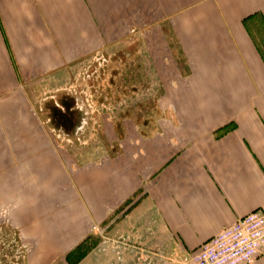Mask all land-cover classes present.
Wrapping results in <instances>:
<instances>
[{
	"label": "crops",
	"instance_id": "crops-1",
	"mask_svg": "<svg viewBox=\"0 0 264 264\" xmlns=\"http://www.w3.org/2000/svg\"><path fill=\"white\" fill-rule=\"evenodd\" d=\"M132 46L161 84V111L182 120L164 138L75 164L25 122L26 83ZM0 194L64 200L48 257L65 264L95 236L78 264H190L239 217L264 214V0H0ZM240 264H264V244Z\"/></svg>",
	"mask_w": 264,
	"mask_h": 264
},
{
	"label": "rangeland",
	"instance_id": "rangeland-1",
	"mask_svg": "<svg viewBox=\"0 0 264 264\" xmlns=\"http://www.w3.org/2000/svg\"><path fill=\"white\" fill-rule=\"evenodd\" d=\"M149 37L137 36L135 43L147 38L149 42ZM132 48L90 51L87 57L75 60L72 68L60 69L57 80L26 83L25 122H41L49 138L56 141L58 153L75 164L103 161L122 146L142 139L164 138V123L181 118L161 111L162 102L154 93L160 92L161 84L151 76L138 49ZM60 89L75 95L81 111L79 128L72 134L55 129L49 119L47 105L59 101L64 93L55 91ZM46 197L0 194V264H65L61 256L48 257L58 251L57 239L63 238L58 232L66 228L65 220L55 216L64 200L59 205L41 201ZM41 206L46 208L41 210ZM99 230L92 228L95 235ZM98 240L95 236L84 246L78 245L69 264L80 263L81 254L97 251ZM90 262L96 264V259Z\"/></svg>",
	"mask_w": 264,
	"mask_h": 264
},
{
	"label": "built area",
	"instance_id": "built-area-1",
	"mask_svg": "<svg viewBox=\"0 0 264 264\" xmlns=\"http://www.w3.org/2000/svg\"><path fill=\"white\" fill-rule=\"evenodd\" d=\"M263 244L264 214L253 211L201 244L191 255L190 264L249 263Z\"/></svg>",
	"mask_w": 264,
	"mask_h": 264
},
{
	"label": "flooded vegetation",
	"instance_id": "flooded-vegetation-1",
	"mask_svg": "<svg viewBox=\"0 0 264 264\" xmlns=\"http://www.w3.org/2000/svg\"><path fill=\"white\" fill-rule=\"evenodd\" d=\"M58 102L60 105H55L53 101L50 102L52 105H47V107H49L48 115L52 119V124L63 128L66 134H72L74 131L78 130L80 123H76L73 120L72 114L77 110L74 108V101L70 102L60 99Z\"/></svg>",
	"mask_w": 264,
	"mask_h": 264
},
{
	"label": "trees",
	"instance_id": "trees-1",
	"mask_svg": "<svg viewBox=\"0 0 264 264\" xmlns=\"http://www.w3.org/2000/svg\"><path fill=\"white\" fill-rule=\"evenodd\" d=\"M73 120L76 122V123H79V121H80V114H79V112L78 111H75V112H73ZM49 119H50V121H51V123H52V119H51V117L49 116Z\"/></svg>",
	"mask_w": 264,
	"mask_h": 264
}]
</instances>
